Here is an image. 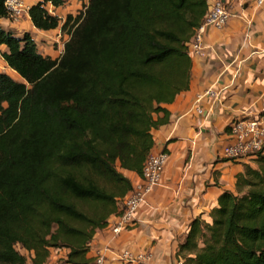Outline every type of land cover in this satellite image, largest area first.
Wrapping results in <instances>:
<instances>
[{
    "label": "trees",
    "instance_id": "obj_1",
    "mask_svg": "<svg viewBox=\"0 0 264 264\" xmlns=\"http://www.w3.org/2000/svg\"><path fill=\"white\" fill-rule=\"evenodd\" d=\"M83 1V0H79ZM208 0H88L61 21L66 0L28 9L32 27L69 34L58 59L29 33L0 26V264H90L97 231L118 216L168 123L164 107L189 89L187 44ZM10 14L0 0V20ZM235 176L178 244L182 264H264V155Z\"/></svg>",
    "mask_w": 264,
    "mask_h": 264
},
{
    "label": "crops",
    "instance_id": "obj_2",
    "mask_svg": "<svg viewBox=\"0 0 264 264\" xmlns=\"http://www.w3.org/2000/svg\"><path fill=\"white\" fill-rule=\"evenodd\" d=\"M25 1L32 6L38 0ZM87 3L83 0L77 5ZM230 10L234 17L223 30H207L203 57L191 59L189 89L164 106L168 123L152 132L151 153H168L161 185L150 193L127 230L113 235L115 217L111 216L108 227L96 232L87 254L90 264L98 254H104L107 264H120L118 255L123 250L152 254L151 264H175L178 244L190 222L196 218L208 222L219 195L233 192L235 176L245 165L253 166L223 159L222 149L229 143L230 121L264 116V5L258 8L252 0H235ZM2 21L3 29H14V24L3 27ZM213 84V94L204 96ZM198 99L201 114L194 107ZM125 175L131 184L138 179L135 173ZM66 254V250H51L47 262L61 264Z\"/></svg>",
    "mask_w": 264,
    "mask_h": 264
},
{
    "label": "built area",
    "instance_id": "obj_3",
    "mask_svg": "<svg viewBox=\"0 0 264 264\" xmlns=\"http://www.w3.org/2000/svg\"><path fill=\"white\" fill-rule=\"evenodd\" d=\"M235 0H213L207 2L206 13L195 29V32L187 44V53L190 59H201L205 54V37L208 29L223 30L234 17L230 10V4ZM244 2L247 0H236ZM258 8L264 5V0H252ZM23 0H6V8L11 16L18 15L26 8ZM52 14V12H50ZM249 32L245 34V41ZM210 86L204 96L213 94ZM200 99L196 100L195 109H198ZM227 137L229 143L222 149V158L231 162H255L258 155H264V116L246 117L240 116L229 122L227 125ZM168 161V153L165 150L151 153L144 162L138 179L132 184L131 191L123 199L119 215L115 217V223L111 229L113 235H118L122 231L132 226L139 210L146 204L147 197L157 187L161 185L162 176ZM120 264H151L153 256L149 253H132L129 250L120 252ZM52 264V263H46ZM94 264H107L104 254L96 255ZM175 264H182L177 261Z\"/></svg>",
    "mask_w": 264,
    "mask_h": 264
},
{
    "label": "rangeland",
    "instance_id": "obj_4",
    "mask_svg": "<svg viewBox=\"0 0 264 264\" xmlns=\"http://www.w3.org/2000/svg\"><path fill=\"white\" fill-rule=\"evenodd\" d=\"M23 1L25 6H27L26 8H28L30 5L25 0ZM39 1L41 0H38L37 2ZM37 2L34 1L33 5ZM77 2H79V0H66V4L63 7L58 8L60 9L58 12L57 10L56 12H52L51 8H49V12H52V15L59 16L61 21H63L65 16L68 14L75 16L79 13H83L85 5L82 4L78 6ZM26 13H27V9L25 11L20 12L18 15L11 14L8 20L2 21L3 27L7 28L11 24H14L13 30L11 29H7V30L12 31L14 35L19 37H21L24 33H29L37 45L38 52L42 56L50 57L52 59H58L63 52L64 44L69 39V34L62 32L60 29L53 30L50 33H39L40 31L37 32L38 30L34 29L31 23L28 22ZM2 52L3 51L0 49V72L9 75L11 78H13L16 81L21 82V80L18 79L17 75L14 72H12L2 60L1 58ZM250 163H252L253 165L251 167L255 166L253 162ZM46 263H51V262H46ZM52 264H60V263L56 261L54 263L52 262Z\"/></svg>",
    "mask_w": 264,
    "mask_h": 264
}]
</instances>
